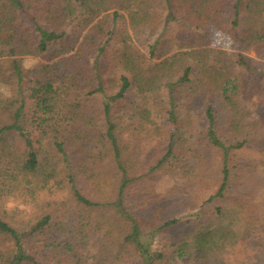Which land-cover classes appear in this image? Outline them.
Returning a JSON list of instances; mask_svg holds the SVG:
<instances>
[{"label":"trees","instance_id":"16d2710c","mask_svg":"<svg viewBox=\"0 0 264 264\" xmlns=\"http://www.w3.org/2000/svg\"><path fill=\"white\" fill-rule=\"evenodd\" d=\"M257 175L264 0H0V264L262 263Z\"/></svg>","mask_w":264,"mask_h":264},{"label":"rangeland","instance_id":"374dc122","mask_svg":"<svg viewBox=\"0 0 264 264\" xmlns=\"http://www.w3.org/2000/svg\"><path fill=\"white\" fill-rule=\"evenodd\" d=\"M112 9H108V12H111ZM203 36L206 38L207 46L203 48H199V51H204L207 50V54L210 57H215L218 56L221 52H227V53H232L236 51V46L232 42V40L229 38L228 35L225 33L215 29V28H210L206 30L203 34ZM251 56H254V53H251ZM171 57V55H169ZM28 66L32 65L31 62H26ZM41 127H39L36 124L29 125L25 128V134L29 138L30 141H32L34 144H36V141L41 134ZM158 189L160 193H165L167 192L169 186H170V181L167 179H161L158 183ZM253 187H255L257 192H264V177L261 175H257L256 179L253 182ZM19 206L21 209L24 208L22 205H17V203H10V207H15ZM256 255L261 258V262L257 263H252V264H264V251L263 249L257 250ZM174 264H182V263H174Z\"/></svg>","mask_w":264,"mask_h":264}]
</instances>
